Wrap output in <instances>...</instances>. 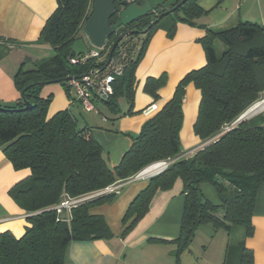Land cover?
I'll return each mask as SVG.
<instances>
[{
	"label": "trees",
	"instance_id": "1",
	"mask_svg": "<svg viewBox=\"0 0 264 264\" xmlns=\"http://www.w3.org/2000/svg\"><path fill=\"white\" fill-rule=\"evenodd\" d=\"M55 1L56 8L38 38L52 47L54 55L34 62L35 67L31 69H24L22 63L14 76L20 93L18 102L0 106V146L14 170L30 171L8 190L10 197L27 214L25 219L29 223L19 237L9 231L0 232V264H63L70 241L111 237L105 219L90 214L89 210L94 205L112 202L115 193L96 195L72 206L69 223L58 220L54 205L64 196L78 198L103 190L131 178L149 164L178 156L183 96L190 83L200 91L193 132L202 140L212 139L192 156L172 160L168 167L149 178L121 217L120 237L129 234L143 218L158 190L170 189L179 178L184 206L180 233L174 239L176 255L189 247L200 225L226 228L230 234L232 226L238 224L244 227V232L238 242L227 243L222 264H255L245 240L254 232L252 212L258 186L264 181V106L255 115L245 117L244 114L260 101V93L264 91V27L248 21L225 29L204 26L205 35L199 42L204 49L205 65L179 79L167 102L142 123L129 149L111 168L91 130L77 127L75 118L66 109L48 116L51 96H40L44 84L59 80L66 87L65 77L79 76L96 65L94 59H89L85 65L69 63L71 57L86 53L73 51L72 45L92 14L94 0ZM122 1L115 0V7L120 8ZM198 1H184L176 11L165 14L150 27L154 18L142 17L133 24V29H145L144 38L137 50L129 47L128 42L138 38V34L118 42L113 55L118 48H124L122 72L112 84L113 95L108 100L95 101V105L96 102L105 104L113 115L132 112L135 70L151 33L162 29L172 37L177 21L195 24L193 18L203 11ZM117 19L115 13L110 24ZM128 29L132 27L113 30L100 49V66L105 64L113 43ZM217 40L224 46L219 53L215 47ZM165 82V74L148 77L142 88L156 100L157 91ZM119 98L128 103L124 113H120ZM27 102L30 104L25 108ZM201 183L211 184L216 189L222 218L215 214L218 207L204 197Z\"/></svg>",
	"mask_w": 264,
	"mask_h": 264
},
{
	"label": "crops",
	"instance_id": "2",
	"mask_svg": "<svg viewBox=\"0 0 264 264\" xmlns=\"http://www.w3.org/2000/svg\"><path fill=\"white\" fill-rule=\"evenodd\" d=\"M198 6L203 11L193 18L195 24L177 21L172 37L162 29L151 33L135 70L132 112L113 115L101 102H96L97 112H85L75 100V93L70 88L69 92L66 91L68 83L65 87L59 82H50L40 90L42 98L51 96L48 116L68 110L75 118L77 127L91 130L93 138L102 147L108 166L114 168L129 149L132 137L140 131L142 123L170 98L179 79L192 69L205 65L204 49L199 42L205 35L204 26L213 30L225 29L248 21L264 27V0H199ZM55 8V0H0V106H12L18 102L20 93L15 86L14 76L22 63L24 69H31L35 67L34 62L54 55L52 47L40 42L38 38L45 21ZM139 44H133V49L137 50ZM48 49H52L53 54L41 56ZM162 74L166 75V84L157 91L158 98L153 100L144 92L143 84L148 77H159ZM199 101V89L191 83L187 84L179 132L181 153L171 160L192 156L212 139L202 140L193 132ZM118 102L120 113L126 112L127 101L119 98ZM154 103V112L148 115L142 112V109ZM157 162L149 164L125 181L109 185L113 187L112 192L116 198L107 204L94 205L89 212L105 219L112 236L108 239L70 241L63 264L223 263L229 242L225 234L227 230L210 224L211 229L205 224L200 225L189 247L176 255L177 244L174 239L180 233L184 206L182 181L179 178L170 189L158 190L143 218L129 234L120 237L121 217L128 204L145 188L151 176L162 171L155 169ZM29 174L27 169L14 170L0 146V232L9 231L19 237L28 225L25 219L27 214L10 197L8 190ZM258 187L252 212L254 232L246 238L245 244L252 250L255 264H264V181ZM200 189L204 197L218 207L215 214L222 218L224 214L216 189L207 183H201ZM197 239L201 240L199 246L196 244Z\"/></svg>",
	"mask_w": 264,
	"mask_h": 264
},
{
	"label": "built area",
	"instance_id": "3",
	"mask_svg": "<svg viewBox=\"0 0 264 264\" xmlns=\"http://www.w3.org/2000/svg\"><path fill=\"white\" fill-rule=\"evenodd\" d=\"M125 55L123 47L117 49L116 53L112 55L110 61L104 65L98 64L101 61L100 50L92 48L86 53L75 55L69 59L71 65H85L89 59H94L96 65L91 66L86 72L76 77H71L68 80V86L75 91V100L78 101L83 111L90 112L96 111L97 108L95 101L108 100L114 93L113 82L115 77L122 72V59ZM156 109V104L149 105L142 109L144 114H151ZM227 129V128H226ZM172 160L167 159L157 162L155 169H165L170 165ZM114 189L112 186H107L105 189L96 191L90 194L81 195V197H66L64 196L61 201L54 205L58 220L70 222V211L72 206H75L81 201L94 198L96 195H100L106 192H112Z\"/></svg>",
	"mask_w": 264,
	"mask_h": 264
},
{
	"label": "water",
	"instance_id": "4",
	"mask_svg": "<svg viewBox=\"0 0 264 264\" xmlns=\"http://www.w3.org/2000/svg\"><path fill=\"white\" fill-rule=\"evenodd\" d=\"M114 1L115 0H94L92 4V14L87 18L82 28L84 37L88 39L91 46L95 49L100 50L104 48L106 41L113 33V30L119 27L128 26L137 21L139 18L146 17L158 8L166 9L162 13L158 14L154 20H151L149 25L150 27L153 23H156L155 21L157 19L161 18L165 14L176 11V8L186 0H141V3L123 0L120 4V8L115 7ZM175 3L176 5H174ZM172 5L174 6L170 7ZM115 13L118 14V19L111 25L109 20ZM144 32L145 29L141 31L136 29L126 30L109 49L105 63L110 61L114 48L120 40H123L133 34H144ZM64 79L69 80L71 77H65ZM52 82H59V80H54ZM29 104L30 103L27 102L25 108H27Z\"/></svg>",
	"mask_w": 264,
	"mask_h": 264
},
{
	"label": "rangeland",
	"instance_id": "5",
	"mask_svg": "<svg viewBox=\"0 0 264 264\" xmlns=\"http://www.w3.org/2000/svg\"><path fill=\"white\" fill-rule=\"evenodd\" d=\"M128 1L129 2H133V1H137V0H128ZM137 36L139 38V41L137 40L136 37L132 38V40H130V42H128L129 43V47H132L133 44H135V45L139 44L140 43V39L144 37L142 33H138ZM215 47H216V52H218V53L221 52L223 50V48H224V46L218 40L215 42ZM92 48L93 47L89 43L88 39L84 37V35H83L82 31H81V33H79L75 37V40H74L73 45H72L73 51L75 50V51L87 52L88 50H91ZM133 50H135V49H133ZM49 54H53L52 53V49H50V50L48 49V51H45V52L43 51L41 53V56H49ZM165 84H166V82H165ZM163 86H161V87H163ZM71 91H73V90L71 89ZM73 93H75V91H73ZM260 96H261V99H259L260 101L256 102L251 107H249L248 110L245 111V114H244L245 117L246 116L255 115L259 111L262 110V108L264 106V94L261 92ZM100 110L103 111L104 109L100 108ZM205 225H206V227L211 229V226L209 224H205ZM243 232H244V227L237 224V225H233L232 226L230 234H228L227 231H225V234H226V237H227L228 241H230L231 243H236V242H238V240L241 239ZM196 241H197V243H196L197 246H199V244H201V240L197 239Z\"/></svg>",
	"mask_w": 264,
	"mask_h": 264
},
{
	"label": "flooded vegetation",
	"instance_id": "6",
	"mask_svg": "<svg viewBox=\"0 0 264 264\" xmlns=\"http://www.w3.org/2000/svg\"><path fill=\"white\" fill-rule=\"evenodd\" d=\"M135 2L141 3V0H137V1H135ZM177 2H179V1H177ZM177 2H176V3H177ZM176 3H175L174 5H176ZM181 4H182V3H181ZM181 4H180V5H181ZM174 5H172V6H170V7H173ZM180 5H179V6H180ZM179 6H178V7H179ZM178 7H177L176 9H178ZM164 10H166V9H164V8H163V9H160V8H158L156 11H153V12H151L150 14H148L145 18H154V19H155L156 16H157L158 14L162 13ZM134 23H136V21L133 22L132 24H130V26L132 27V29H133V26H134L133 24H134ZM140 30H143V28H141Z\"/></svg>",
	"mask_w": 264,
	"mask_h": 264
}]
</instances>
